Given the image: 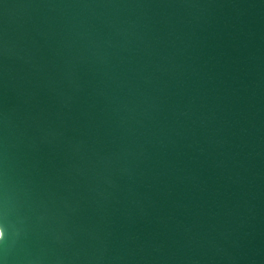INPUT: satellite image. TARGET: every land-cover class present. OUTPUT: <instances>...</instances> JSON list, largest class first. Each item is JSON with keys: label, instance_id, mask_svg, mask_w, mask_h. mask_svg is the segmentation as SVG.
I'll return each mask as SVG.
<instances>
[{"label": "water", "instance_id": "1", "mask_svg": "<svg viewBox=\"0 0 264 264\" xmlns=\"http://www.w3.org/2000/svg\"><path fill=\"white\" fill-rule=\"evenodd\" d=\"M0 264H264V0H0Z\"/></svg>", "mask_w": 264, "mask_h": 264}]
</instances>
